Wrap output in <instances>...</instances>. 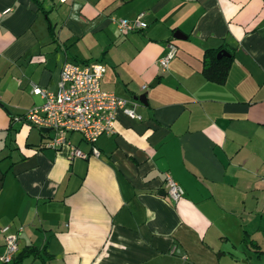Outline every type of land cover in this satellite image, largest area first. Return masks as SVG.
I'll list each match as a JSON object with an SVG mask.
<instances>
[{
	"label": "crops",
	"instance_id": "0c3cea01",
	"mask_svg": "<svg viewBox=\"0 0 264 264\" xmlns=\"http://www.w3.org/2000/svg\"><path fill=\"white\" fill-rule=\"evenodd\" d=\"M141 13L125 34L112 20ZM218 47L234 56L223 84L201 73ZM65 61L104 63L102 88L141 116L119 110L98 157L79 133L87 157L71 159L15 119ZM4 226L16 256L41 253L21 264H264V0H0V256Z\"/></svg>",
	"mask_w": 264,
	"mask_h": 264
},
{
	"label": "built area",
	"instance_id": "2783aa9c",
	"mask_svg": "<svg viewBox=\"0 0 264 264\" xmlns=\"http://www.w3.org/2000/svg\"><path fill=\"white\" fill-rule=\"evenodd\" d=\"M112 20L119 32L124 34L147 26L143 20V13L133 19L112 17ZM176 53V45L169 43L164 55L158 59L162 70L168 67ZM106 72L107 66L100 61L86 63L65 61L60 70L57 89L50 91L34 84L31 93L39 96L41 102L33 104L15 119L51 131L52 134L45 146L54 149L67 147L71 159L87 157V153L68 138L69 133H79L82 139L90 143L91 153L98 157L100 151L96 145L97 139L101 135L115 131L114 124L119 110L133 118L141 117L135 110L134 101L102 88L101 82ZM164 181L165 195L171 200L177 201L183 196V188L167 172ZM8 229V226L1 228L5 238V249L0 256L2 263L11 262L19 250L17 235L9 233Z\"/></svg>",
	"mask_w": 264,
	"mask_h": 264
},
{
	"label": "trees",
	"instance_id": "16d2710c",
	"mask_svg": "<svg viewBox=\"0 0 264 264\" xmlns=\"http://www.w3.org/2000/svg\"><path fill=\"white\" fill-rule=\"evenodd\" d=\"M52 24L49 28L52 30ZM218 48H207L204 50L201 58V73L210 82L223 84L228 76L229 69L233 62V52L229 51V56L217 57V53L221 50ZM41 253L35 246H26L15 256L11 262L2 264H21L24 258L28 256L37 257Z\"/></svg>",
	"mask_w": 264,
	"mask_h": 264
},
{
	"label": "water",
	"instance_id": "95a60500",
	"mask_svg": "<svg viewBox=\"0 0 264 264\" xmlns=\"http://www.w3.org/2000/svg\"><path fill=\"white\" fill-rule=\"evenodd\" d=\"M222 56H229V53L225 50V49H222L220 50L218 53H217V57L220 58ZM135 98H139L140 100L144 101V98H145V95H139L138 97H135ZM44 130H48L46 128H42ZM162 194H166L165 192H163Z\"/></svg>",
	"mask_w": 264,
	"mask_h": 264
}]
</instances>
